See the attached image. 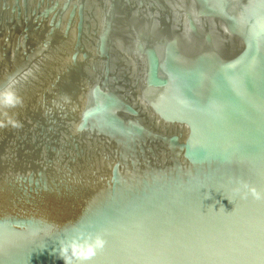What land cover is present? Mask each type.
Returning <instances> with one entry per match:
<instances>
[{
  "label": "water",
  "instance_id": "1",
  "mask_svg": "<svg viewBox=\"0 0 264 264\" xmlns=\"http://www.w3.org/2000/svg\"><path fill=\"white\" fill-rule=\"evenodd\" d=\"M243 184L264 0H0V264H64L78 232L90 264H264Z\"/></svg>",
  "mask_w": 264,
  "mask_h": 264
},
{
  "label": "clouds",
  "instance_id": "2",
  "mask_svg": "<svg viewBox=\"0 0 264 264\" xmlns=\"http://www.w3.org/2000/svg\"><path fill=\"white\" fill-rule=\"evenodd\" d=\"M15 126V125H14ZM246 190L242 198L251 196L255 200H264V192L257 191L254 187L247 184L241 186ZM237 193L240 192L238 188ZM106 241L101 233L78 232L70 239L59 243V257L64 264H90V262L105 247Z\"/></svg>",
  "mask_w": 264,
  "mask_h": 264
}]
</instances>
